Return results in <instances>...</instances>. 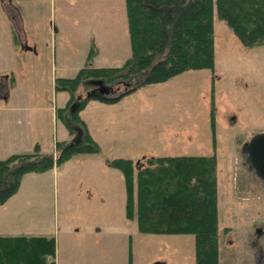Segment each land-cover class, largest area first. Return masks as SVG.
Listing matches in <instances>:
<instances>
[{
    "label": "rangeland",
    "instance_id": "1",
    "mask_svg": "<svg viewBox=\"0 0 264 264\" xmlns=\"http://www.w3.org/2000/svg\"><path fill=\"white\" fill-rule=\"evenodd\" d=\"M131 54L126 0H0V92L17 106L0 107V122L42 127L41 150L56 154L57 141L76 133L54 114L70 92L56 93L53 74L75 76L88 62L121 65ZM94 100L80 115L101 152L76 153L23 179L27 214L36 231L56 236L59 255L131 251L136 264H196L194 234L139 231L126 214L124 174L106 158L143 164L154 155L216 152L221 264H264V181L243 149L264 132V44L245 46L216 14L214 69L142 85L116 103Z\"/></svg>",
    "mask_w": 264,
    "mask_h": 264
},
{
    "label": "trees",
    "instance_id": "2",
    "mask_svg": "<svg viewBox=\"0 0 264 264\" xmlns=\"http://www.w3.org/2000/svg\"><path fill=\"white\" fill-rule=\"evenodd\" d=\"M126 7L132 54L121 65L88 62L75 76L55 78L56 90L71 94L67 105L57 107V116L74 133L80 125L82 139L57 141L56 154L43 152L38 143L34 151L0 158V205L18 191L25 173L60 165L76 153L101 152L80 115L91 99L116 102L142 85L166 81L186 70L214 69L216 14L245 46L264 44V0H126ZM94 48L88 58L95 54ZM94 78L113 86V92L88 95ZM82 85L88 88L85 94L78 93ZM79 94L83 95L78 100ZM106 163L124 174L126 214L136 218L139 231L192 233L196 264H221L216 152L154 155L143 164L116 156L107 157ZM55 254V236L0 235V264H56Z\"/></svg>",
    "mask_w": 264,
    "mask_h": 264
},
{
    "label": "crops",
    "instance_id": "3",
    "mask_svg": "<svg viewBox=\"0 0 264 264\" xmlns=\"http://www.w3.org/2000/svg\"><path fill=\"white\" fill-rule=\"evenodd\" d=\"M62 75L64 76L65 74ZM56 77L57 76L53 74V80H55ZM58 92H62V90L57 91L56 93ZM63 93H65V91H63ZM63 95V105L61 106L65 105L70 96V94ZM11 97V92H0V107L3 109V113L10 111V109H17V106H11ZM6 101H8V103L7 105H4L3 103ZM90 101L95 100L91 99ZM57 107L58 105L54 106V114L57 113ZM17 123L11 125L6 123L4 119L0 122V129L2 128V132L6 131L2 136H0V158H5L12 153L34 151L35 145L38 143L42 149H44L46 146L44 135L45 132L42 127L36 128L30 125L27 126L25 125V122H21L22 124L20 125H17ZM61 136L62 139L68 136V129L66 126L65 129L62 130ZM58 139H60V137L57 134L54 137V141H57ZM23 179L24 176L18 191L13 194L5 203L0 205V235L54 236L52 233L42 232L41 228L40 231L35 230L39 225H35L36 222L32 217L33 215L29 216L27 214L29 208H33L31 206V202L28 203L26 200L21 198V191L24 185ZM34 190L36 191V189ZM34 199H36V197ZM34 210L37 211L36 205L34 206ZM57 248L58 243L56 239V254L54 256L56 264H136L135 254L131 251L121 253H89L86 251H71L67 254V257H64L58 254Z\"/></svg>",
    "mask_w": 264,
    "mask_h": 264
},
{
    "label": "water",
    "instance_id": "4",
    "mask_svg": "<svg viewBox=\"0 0 264 264\" xmlns=\"http://www.w3.org/2000/svg\"><path fill=\"white\" fill-rule=\"evenodd\" d=\"M95 86L87 91L88 95L91 94H100L107 96L111 94L114 90V87L106 84L100 78H94L90 80ZM83 94H79L77 99L79 100ZM78 106V101H74L71 105V110H76ZM77 132L72 138L71 142H79L84 134V130L80 125H76ZM244 150L248 152V157L252 166L255 168L257 174L264 181V132L255 134L250 140H248L244 147Z\"/></svg>",
    "mask_w": 264,
    "mask_h": 264
}]
</instances>
